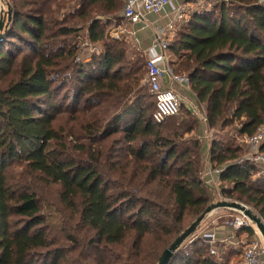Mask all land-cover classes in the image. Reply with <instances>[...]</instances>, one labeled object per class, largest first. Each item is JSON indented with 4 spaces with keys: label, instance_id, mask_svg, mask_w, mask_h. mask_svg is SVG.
<instances>
[{
    "label": "trees",
    "instance_id": "trees-1",
    "mask_svg": "<svg viewBox=\"0 0 264 264\" xmlns=\"http://www.w3.org/2000/svg\"><path fill=\"white\" fill-rule=\"evenodd\" d=\"M186 1L198 8L173 30L172 70L205 106L224 192L264 221V176L239 161L240 144L216 138L228 129L244 143L264 126V0ZM4 3L12 16L0 39V264H157L214 202L201 180L199 119L182 105V114L153 120L145 56L128 58V39L109 35L122 0ZM88 44L99 49L89 60ZM67 85L71 112L83 104L70 118L72 146L55 127L63 106L55 95ZM15 166L18 178L9 175ZM205 219L168 264L239 258L241 248L209 253L198 236Z\"/></svg>",
    "mask_w": 264,
    "mask_h": 264
},
{
    "label": "built area",
    "instance_id": "built-area-1",
    "mask_svg": "<svg viewBox=\"0 0 264 264\" xmlns=\"http://www.w3.org/2000/svg\"><path fill=\"white\" fill-rule=\"evenodd\" d=\"M204 0H196L201 4ZM4 10V5H2ZM169 7L173 12V19L168 24V28H174L179 21L187 19L191 8L188 2L176 4V0H125L121 11V17L131 24L147 21L150 13L158 14ZM169 41L158 33L153 38L152 44L145 56V72L143 84L146 85L149 94L154 97V110L152 118L156 123H161L169 116L177 115L180 112L183 100L176 92L172 83L178 79L172 72L168 58ZM164 75L169 76V85H162ZM194 95V94H193ZM195 97V96H194ZM189 110L198 117L202 123H207L205 106L200 104L189 105ZM264 141V126L259 127L256 132L244 139L248 147V159L254 161L264 169V151L260 149ZM222 168L216 166L209 158L201 170L202 183L212 191L214 201H231L224 192V183L220 179ZM229 209V208H227ZM232 214L224 217V224L235 234L243 227H249L252 230L253 238L246 242H232L236 248H241L239 258L233 264H264V241L253 226L251 220L240 210L229 209ZM264 222V221H263ZM198 236L203 238L209 244V253L221 258L225 254V249H217L213 246L215 234L213 232H202Z\"/></svg>",
    "mask_w": 264,
    "mask_h": 264
},
{
    "label": "crops",
    "instance_id": "crops-1",
    "mask_svg": "<svg viewBox=\"0 0 264 264\" xmlns=\"http://www.w3.org/2000/svg\"><path fill=\"white\" fill-rule=\"evenodd\" d=\"M1 1V0H0ZM185 3V0H176V4ZM188 5L191 9H193V6L196 5V3H190L188 2ZM3 11L2 7V1L0 2V13ZM173 12H171L169 7H166L164 11L161 13H150L148 15L147 21L138 22L136 24H129V29H127V34L124 36L128 39L130 45L133 47V54H142L143 56L147 53L149 50V47L152 44L153 38L158 33L159 35H162L165 39L170 41L174 28H168V24L173 19ZM119 27V26H118ZM125 29V28H123ZM122 30V28H121ZM169 55V54H168ZM169 58V65L172 69L170 61H173L172 56H168ZM88 59V58H87ZM178 79L172 83L173 87L175 88L176 92L181 96L183 103L182 105H185L187 108L189 105H197L200 106L201 103H199L196 98L194 97L193 93L191 92L189 85L187 83V80L185 78H182L180 76H177ZM162 85H169V76L164 75L162 79ZM189 109V108H188ZM196 116V115H195ZM197 117V116H196ZM198 118V117H197ZM204 124L203 132H198V136L202 142V166L204 163L210 158V151H211V143L209 139V127L207 123ZM211 130V129H210ZM207 187V186H206ZM208 191H212L209 187ZM232 214V211L227 208H219L216 210H213L211 213H209L206 216L205 221L203 222L204 226L201 230L202 232H213L215 234V242L213 244L214 247L217 249H226L228 250H236L239 248H236L235 245L232 244V242L240 241V242H246L252 239L254 236H249L245 232L238 231L237 233H233L228 226H226L223 222H219L220 218L224 220V217L227 215ZM200 233H198L199 235Z\"/></svg>",
    "mask_w": 264,
    "mask_h": 264
},
{
    "label": "rangeland",
    "instance_id": "rangeland-1",
    "mask_svg": "<svg viewBox=\"0 0 264 264\" xmlns=\"http://www.w3.org/2000/svg\"><path fill=\"white\" fill-rule=\"evenodd\" d=\"M1 2V1H0ZM124 2H125V0H122V7H121V9H120V11L115 15V16H121V11H122V8H123V6H124ZM207 2L210 4V0H207ZM3 4H5L4 3V0H3V3H2V5ZM198 6V5H197ZM197 6H193V9H197L198 7ZM117 18V17H116ZM116 22H119L120 23V26L119 27H112L110 30H109V35L110 36H113V37H118V36H120V35H125V34H127V29H129V28H127V27H129V24H128V21H126V20H119L118 21V18H117V20H116ZM121 28H122V30H121ZM123 28H125V29H123ZM85 44V43H84ZM128 45H129V48H128V58H130L131 56H132V54H133V47L130 45V43H129V41H128ZM96 51H99V49H98V47H96V46H92V45H87L86 47H84L83 48V50L81 51L82 52V57L84 58V59H87V60H89V58H90V53H92V52H96ZM172 72H173V70H172ZM174 73V72H173ZM174 75H175V73H174ZM177 76V75H176ZM64 93H67V94H70V85H67L65 88H63L59 93H57L56 95H55V100H56V102L58 103V102H63V106L62 107H59L57 110H56V112H58V111H60V112H58V114H57V117H56V120H55V127H56V129H58L59 131H63L64 133H65V135H67L68 134V136L66 137V141L69 143V145L70 146H72V145H74V141L72 140V141H70L71 140V136L69 135V132H68V130H69V127H70V125H72V124H74V122L73 121H71V116H77L78 114H80L78 111L79 110H82V108H83V104L82 103H79L78 104V107H76L77 108V112H74V113H72L71 112V110H72V105H70V103H69V105H67L68 104V102H70V100L69 99H64L65 97H63V95H64ZM145 93H147L146 94V97H145V102H153V100H154V97H153V95H151V94H148V91H147V89H146V92ZM64 100V101H63ZM65 101H67V103H65ZM67 105V106H66ZM49 110H51V108H49ZM63 110H68V111H63ZM52 111V110H51ZM74 111V110H73ZM179 114H182V112L180 111V113ZM205 126H204V124H199V131H200V133H202L203 132V129H205L204 128ZM228 131V129H226L225 131H223V132H220L218 135H216V138H218V140H220V141H222L223 143H225V144H240L241 145V147H242V152H241V157H240V159H239V161H252V160H249L247 157H248V147H247V145L245 144V143H242V141H241V138L240 137H238V138H235V135H234V133H233V131L232 130H230L229 132H227ZM209 139H210V143H211V141L214 139V137H215V135H214V131L213 130H210L209 129ZM199 137V136H198ZM79 142H81V140L79 141ZM84 142H87V141H84ZM76 143H78V142H76ZM72 154H73V156L76 154L74 151H72ZM254 171H255V176H264V169L260 166V165H256L255 163H254ZM20 173H21V168L20 167H17V166H15V167H13V168H11L10 169V172H9V175H10V177L11 176H15L16 178H18L19 176H20ZM42 196H43V198L45 199V200H49V201H54L55 200V193L53 192V191H44L43 192V194H42ZM231 199V198H230ZM231 201H237V200H235V199H231ZM215 202V201H214ZM213 202V203H214ZM237 202H239V201H237ZM240 204H242V205H244V206H246L248 209H250L252 212H253V214H256L255 213V211L250 207V206H247V205H245L244 203H242V202H239ZM257 215V214H256ZM203 226H204V224L198 229V232L199 233H202V229H203ZM253 226L255 227V225L253 224ZM197 230V229H196ZM216 248V247H215ZM219 249V248H218ZM229 251V250H228ZM226 249H225V253L226 252H228ZM235 257V254H233L232 255V258L231 259H233ZM238 257H235V260L237 259ZM236 262V261H235Z\"/></svg>",
    "mask_w": 264,
    "mask_h": 264
},
{
    "label": "water",
    "instance_id": "water-1",
    "mask_svg": "<svg viewBox=\"0 0 264 264\" xmlns=\"http://www.w3.org/2000/svg\"><path fill=\"white\" fill-rule=\"evenodd\" d=\"M12 11L9 5L6 6V10L0 13V39L3 37V30L6 28L7 23L11 20ZM219 208H229L242 211L255 225L256 229L259 231L263 241H264V222L256 214L248 209L246 206L240 204L237 201H217L210 204L205 211L198 216L185 230H183L161 253L158 258L157 264H168L176 250L181 246V244L188 238L193 232H195L199 223L203 220L205 216L211 213L213 210Z\"/></svg>",
    "mask_w": 264,
    "mask_h": 264
}]
</instances>
